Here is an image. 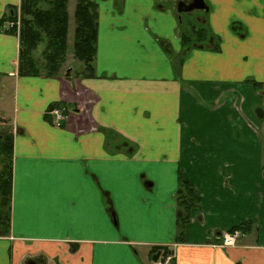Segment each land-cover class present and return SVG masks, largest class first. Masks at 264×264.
I'll return each mask as SVG.
<instances>
[{"label":"crops","instance_id":"obj_1","mask_svg":"<svg viewBox=\"0 0 264 264\" xmlns=\"http://www.w3.org/2000/svg\"><path fill=\"white\" fill-rule=\"evenodd\" d=\"M91 1L89 72L19 76L18 36L0 27V77L13 86L0 264H264L262 125L251 117L252 83L264 82V0H204L208 11L181 24L179 0ZM20 5L0 0V19ZM191 17L214 46L182 45ZM179 176L199 198L181 241Z\"/></svg>","mask_w":264,"mask_h":264},{"label":"trees","instance_id":"obj_2","mask_svg":"<svg viewBox=\"0 0 264 264\" xmlns=\"http://www.w3.org/2000/svg\"><path fill=\"white\" fill-rule=\"evenodd\" d=\"M68 0H21L19 19L17 9L0 19V27L7 23L3 30L17 35L19 40L17 74L19 76H58L62 72L68 50ZM74 32L72 56L82 63L85 71H92V62L96 51L97 5L91 0H77L74 7ZM12 23V24H10ZM204 27L195 29L191 24L187 32L181 34L182 45H202L209 35ZM212 36H210L211 38ZM213 38V37H212ZM41 59L35 54L39 45ZM254 88H264V82L252 83ZM264 93V89L261 90ZM54 107H50L52 110ZM12 147L13 134H0V232L5 234L9 225V208L12 182ZM178 235L181 241L182 229L189 221L190 210L199 204V198L191 184L178 177ZM238 226L230 232L239 229Z\"/></svg>","mask_w":264,"mask_h":264},{"label":"rangeland","instance_id":"obj_3","mask_svg":"<svg viewBox=\"0 0 264 264\" xmlns=\"http://www.w3.org/2000/svg\"><path fill=\"white\" fill-rule=\"evenodd\" d=\"M184 1H189V0H184ZM176 8V7H175ZM67 9H68V13H69V20H68V25H69V29H68V40H69V46H68V52L70 51L72 53V43H73V32H74V27H75V23H74V17H73V13H74V5L73 3L70 1L69 4L67 5ZM16 13V18L19 19L20 15H19V10L15 11ZM194 13H198V11L194 12ZM201 13V12H200ZM186 17V16H184ZM192 19V17L190 18ZM188 22H193V25L195 21V19H192ZM192 24V23H191ZM207 30V34L210 35L209 30L204 27ZM202 47L203 48H210L214 45H211V39L210 36L206 38L205 41L201 42ZM192 46V45H189ZM194 46H198L195 45ZM43 47L42 44L39 45V48L37 49V51L35 52V54L41 59V48ZM67 63V64H66ZM65 66H71L73 67V69L75 71L80 70L81 68H83L82 63L78 62L77 60H72L71 56H69L68 61L65 62V65H63V67ZM250 80V79H249ZM249 83V82H248ZM251 84V83H249ZM264 88H252V93L254 96V102L256 107H254L253 111H252V119L256 122L262 125V129L259 131V133H261L262 136V144L261 147L264 149V118H259L257 116L256 113V109L260 108L262 110H264V93L263 90ZM12 92H13V86H12V80L10 79H5L0 77V133L3 132H11L12 130V124L10 123L9 119H8V110L10 107V103L12 100ZM259 94H263V96L259 95ZM6 119H4V118ZM250 143H255L254 141H250ZM249 147L252 145H248ZM228 233V232H226Z\"/></svg>","mask_w":264,"mask_h":264},{"label":"water","instance_id":"obj_4","mask_svg":"<svg viewBox=\"0 0 264 264\" xmlns=\"http://www.w3.org/2000/svg\"><path fill=\"white\" fill-rule=\"evenodd\" d=\"M193 11H200V12H207L208 11V6L206 5L204 0H189V1H184V0H179L176 3V13H177V20L178 23L181 24V18L182 14H187ZM70 72V68L66 70V73ZM257 116L261 117L263 115L261 110L256 111ZM27 264H35L33 260H29Z\"/></svg>","mask_w":264,"mask_h":264},{"label":"built area","instance_id":"obj_5","mask_svg":"<svg viewBox=\"0 0 264 264\" xmlns=\"http://www.w3.org/2000/svg\"><path fill=\"white\" fill-rule=\"evenodd\" d=\"M12 24V23H10ZM54 115H55V120L54 123L56 125H59V121L61 118V114L60 111L58 109H55L53 111ZM239 236V231L238 230H234L232 232H228V233H223L222 238H221V245L222 246H233L235 244L236 239ZM170 260V257H165L161 262H159L158 264H168Z\"/></svg>","mask_w":264,"mask_h":264},{"label":"flooded vegetation","instance_id":"obj_6","mask_svg":"<svg viewBox=\"0 0 264 264\" xmlns=\"http://www.w3.org/2000/svg\"><path fill=\"white\" fill-rule=\"evenodd\" d=\"M0 134H2V133H0ZM29 260H33V261L35 262V264H43V262H42L41 260H37V261H36V259H26V261L24 262V264H27V262H28Z\"/></svg>","mask_w":264,"mask_h":264}]
</instances>
